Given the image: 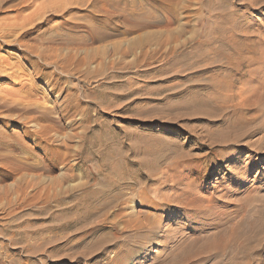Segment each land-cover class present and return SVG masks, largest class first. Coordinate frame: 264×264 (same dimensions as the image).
Returning a JSON list of instances; mask_svg holds the SVG:
<instances>
[{"label": "rangeland", "instance_id": "374dc122", "mask_svg": "<svg viewBox=\"0 0 264 264\" xmlns=\"http://www.w3.org/2000/svg\"><path fill=\"white\" fill-rule=\"evenodd\" d=\"M249 1L253 0H0V135L6 136L0 144V264H111L117 256L116 245L130 241L132 232L124 228L126 217L117 219V226L111 220L115 208L108 215L83 220L81 212L89 201H97V196H86L101 188L97 180L91 178L86 190L79 189L87 179L77 168L63 182L72 191L69 196L56 197L50 190L53 180L65 179L66 169L59 165L48 170L40 160L38 153L47 152L49 139L54 141L53 151L64 155L75 151L80 137L86 135L91 141L88 158L85 156L87 169L107 163L122 171L131 165L132 174L125 175L128 182L148 186L144 192L150 197L176 195L170 188L172 181L162 178L164 172L191 160L205 161L209 165L206 177L200 178L195 169L197 182L193 184L197 187L190 190L194 189L196 196L202 194L206 203L213 198L212 203L219 204L214 212H223L222 206L234 200L237 205H249V221L264 220V189L255 194L258 201H252L243 185L240 188L248 148L224 144L225 138L227 141L247 130L241 127L232 133L231 124L249 117L235 104L264 87V3L254 6ZM93 30L97 31L94 40ZM141 41L147 44L139 46ZM173 51L181 60L166 59ZM215 51L226 59L218 60ZM153 53L155 60L139 61ZM197 54L203 61L194 69L181 71V64H192ZM241 55L255 56L257 61L250 59L241 66ZM31 60L39 62L38 66L31 65ZM78 62H82L80 66ZM44 72L53 74L50 83L43 79ZM57 80L61 87L52 92L50 88ZM247 83L254 87L241 95L239 91L248 88ZM106 90L118 96L135 91V95L103 102L97 94ZM70 92L80 96L81 108H90V120L65 109L64 100ZM263 106L258 108L261 112H251L257 121L250 120L253 125L248 129L264 120ZM49 116L58 121L55 127ZM25 134L30 136L28 140ZM260 137L256 135L249 142ZM36 146L37 153L29 148ZM263 158H257L248 171L250 179L264 181ZM70 160L73 164L72 157ZM19 166L30 167L19 170ZM156 176L163 183L148 181V177ZM110 187L106 184L103 189ZM238 188L242 190L236 194ZM61 199L66 202L64 207L58 205ZM131 204L124 216H138L141 207ZM182 212L180 208L162 207L155 214V222L164 227L160 236H169L183 226ZM245 224L243 231L253 228ZM188 233L177 235L179 243L192 239ZM199 235L205 241V234ZM158 240L130 264L163 261L170 246L162 237Z\"/></svg>", "mask_w": 264, "mask_h": 264}, {"label": "bare ground", "instance_id": "6f19581e", "mask_svg": "<svg viewBox=\"0 0 264 264\" xmlns=\"http://www.w3.org/2000/svg\"><path fill=\"white\" fill-rule=\"evenodd\" d=\"M197 2L199 3V1H197ZM249 2L251 4L255 3L254 6H256V4L264 3V0H253V1H249ZM141 26H142V24H141ZM223 28H224V26H223ZM225 28H226V24H225ZM230 29H232V27ZM221 31H222L221 29L218 30L219 33H221ZM96 33H97V31H95V30H93L91 32V37L93 38L92 40L95 39V35L94 34H96ZM232 37H234V36H232ZM249 38H250V36H249ZM230 41H232V40H230ZM233 43L234 42H232V44ZM66 44L67 43H65V45ZM146 44L147 43L145 41H141L139 43V46L140 45L144 46ZM220 44H222V43H220ZM235 53H237V52H235ZM239 53H241V52H239ZM215 54L217 55L218 60L220 58H222V59L225 58V56L222 55V53H220V52H216L215 51ZM36 55L38 57H40L39 53H37ZM259 56H261V55H259ZM166 57H167L166 59L168 61H170V62H173V61L175 62V61L181 60L180 56L176 55V51L171 52ZM186 57H184L186 61H193L190 58H186ZM254 57L247 58V57L244 56L243 58H241V66L243 64H245V63L249 64V61H251L250 59H253V61H257V59L254 58ZM263 57H260V58H263ZM155 58H156V54L153 53V54H150V55H146L143 58V60H139V61H146L147 62L148 60H155ZM195 58L196 59L194 60V62H191L192 64H186L187 62L182 63L181 64L182 65L181 71L182 70L184 71V70L194 69L196 67V65L200 64V62H202L203 59H204L198 54H197V56ZM215 61L217 62V60L212 59V62H215ZM30 62H31V65H34V66L39 64V62H35V61H32V60ZM85 62L86 61H83V64ZM261 62H259V63H261ZM81 63L82 62L79 63V66L81 65ZM231 63H233V62H231ZM47 64H49V63L46 62V65ZM65 65L67 66V64H65ZM247 68H249V67H247ZM263 68H264V66H263ZM243 70H245V69L243 68ZM178 72H179V70H178ZM196 73H192V74L196 75ZM218 73H220V72H218ZM248 73L251 74L252 71H248ZM253 73H255V72H253ZM252 75H256V74H252ZM42 77H43V79L44 78H48V83H50L49 79L50 78L52 79L53 74H48L47 72H44L42 74ZM178 77L179 76L175 74V78H178ZM243 78H245V77H243ZM248 78L250 79L251 77H248ZM251 79H253V78H251ZM257 80H258V78L256 77V81ZM53 81H54V79L52 80V82ZM59 84H61V83L58 80L56 82H54L52 88H50V89H52V92L57 90L58 87H61V86H59ZM247 85H248V88L245 89L243 87L244 89L241 88V91H239V93L241 95H243L244 93H248L249 94V92H251V90H252L251 87L252 86L250 87L248 83H247ZM263 85H264V82L262 83V86ZM261 87H259V89ZM255 88H257V87H255ZM108 91H110V90H108ZM108 91L107 90L106 91H102V92H100V94H97V96H101L100 98L102 99L103 102H109V101H111L110 99L126 100L130 96L135 95V91H132V92L130 91V93H126V94H123L121 96H118L117 94H115L113 92H108ZM258 92H259L258 89H256V91H254V92L249 94V95H253V97H251V96H250V98L247 97L246 100L244 99V101L238 102V103L235 104V106H236V108L238 110H240L241 112H244L246 114H249L248 115L249 117L246 120L239 121L238 123L231 124L230 126L232 128V133L235 132V131H239V129L241 127H245L247 130H245L242 133H239V134L235 135L232 138H229L227 141L225 140L226 139L225 138L224 139L225 142L223 141L224 144L227 143L230 146L236 145V147H237V146L240 145L241 147L248 148V150H247L248 152L247 153L249 155L247 157V160H245L246 163L243 166H241L242 167L241 169L242 170L244 169L245 172L244 173L242 172L243 174L241 173L242 176L240 177V179H241L242 183L240 184V188L242 187L241 185H243L244 193L249 194L252 197V201H258V200H256V195L255 194H258L260 191H263V189H264V181L263 182L258 181L259 180L258 177L257 178L255 177V179H250L249 176H247L248 175V171L257 162L256 159L257 158L260 159L264 155V120L261 121V123L259 125L248 129V127L250 125H253L252 122H256L257 121V119H255V117L252 115L254 113L251 114V112L254 111V110L258 112V110L262 107V105H264V87H262V91L261 92H259V93ZM249 95H247V96H249ZM64 101L66 102L65 109L68 108L73 113H80L82 115V117H84V118H87V116L89 115L90 108L87 107V106H86V108H81V100H80V96L77 94V92L68 93ZM195 105H194V107H196ZM201 105H203V104H201ZM171 109H172V107H171ZM187 109L188 108H186V110ZM63 110H62V112H63ZM59 111L60 110L58 109V114H59ZM51 112L53 113V111H50V114H51ZM55 112H57V110ZM65 112H67V111H65ZM42 116L44 117L45 114H42ZM64 117H65V115L61 116V120L60 121H62V119L64 120ZM55 118H56V116H55ZM88 119L90 120L89 116H88ZM250 120H252V122H250ZM71 121L73 122V121H76V120H71ZM49 122H51L54 127H55V124L58 123V121L56 119H53L50 116H49ZM49 125H50V123H49ZM228 129H230V128H228ZM82 135H80V136H82ZM256 135H261V137L258 138L255 141H253V142H249V140L251 138L255 137ZM45 136H43V137L46 140L47 138ZM84 136H86V135H84ZM84 136L80 137V139H79L80 143L77 145V149L75 151H72L73 152L72 156L70 155L71 151L68 152V153L66 152L64 155L61 154V152H59V150H57L58 152L53 151L54 150L53 149V142L54 141L51 140V139L46 141L47 142V146H48V148L46 149L47 152L42 153V152L39 151L38 154L40 155V160H42V162L45 163L46 167L49 168L48 170L52 171L53 169H55L59 165H61L64 169H66V171H64V174H63L65 179H63L61 181H59L61 178L59 180L55 179V180L52 181V184L50 186V190L53 191V193L55 194L56 197H59L62 194H64V196L66 194H67V196H69L68 194H70L72 192L71 189H68L67 188L68 186H65V184L63 182L68 180L70 177H72L73 173L75 172V170L77 168L79 169V171H81L82 173L86 174V179H87L86 183H84L80 187H78L79 189L86 190L85 188H87L88 183H89L88 181L91 178H93V179H95V180H97L99 182L101 188L99 186L98 188H100V189L98 191L91 192V193L88 192V194L86 195L89 198H95L97 196V201H96V203H94V202L91 203V201H89V199H88V201L90 203L88 204V206L86 208L84 207L85 209L81 212V213H83V217H84L83 220H87L88 221V219H90L92 217L94 218V216H100V215L101 216L102 215L105 216L109 212V210H111L113 208L116 209L115 213H113L114 216L111 214V217H112L111 220L113 219V224L114 225L117 226V224H118V220L117 219H123L124 220V218L126 217V226L124 228L128 229V230H130L132 232V234L130 236V241H128L127 243L126 242L123 243V244L119 243V244L116 245V248L118 249L117 256H116V259L114 261H112L111 264H120V263L121 264H130L132 262V259H134V257H138L144 251H147L148 249H150V247L152 245H154L157 241H161L162 239L158 240L159 237H162L166 243L167 242L169 243L168 246H170L169 254L166 256L165 259H163V261L159 262V264H246V262L249 263V264L264 263V230L260 231V227L264 228V220L262 221L263 223L262 222L257 223L258 222L257 220H256V222L255 221L251 222L252 220L249 221L250 220V217H249L250 213L247 214V212H248L247 207H249V205L248 206H246L245 204L242 205L241 203H238V201H236L238 203V205H237L235 202H233L234 201L233 200L232 202L230 201V203H228V206H227V204L226 205L224 204V206H222L221 209H222L223 212H220V213H218V211L214 212V210L219 206V204L217 205L216 203L215 204L212 203V201L214 200L213 198H212V201H210L211 200V198H210L209 202L206 203L205 202L206 200H203L204 198L203 199L201 198L202 194H200L201 197L200 196H196V194H195L196 192L194 193V189L190 190V187L192 188L193 186H196V185L193 184L194 181L197 182L196 181L197 178H195L193 176L194 173H195L194 172L195 169H198L199 177L201 175L206 177L207 171L209 169V165H208L207 162H205V161L201 162L199 160L198 161L191 160V161H189V163H187V165H184L185 163L182 162V163H184L183 164L184 166L181 164L183 167L182 166L179 167V165H176V166L172 167L170 170L167 169L168 170L167 172L163 171L164 173H163L162 178H165L167 180L172 181L173 184H170L171 185L170 188L171 189L173 188L174 194L176 193V195H172V196H169V197H165L164 195H163V197H160V196L159 197H157V196L156 197H150L148 194L145 193L146 190L148 189V186H142L141 183H138V182H134V183L133 182L129 183L131 181L128 182V178H126L125 175H127V177H128V175L130 173L132 174L133 167L131 165H128V166L124 167V169L122 171L119 169V167H116L114 165H108L107 163H105V164L103 163L98 169H95V170L87 169L86 159L88 157L86 156V153L91 149V146H90L91 141L87 137H84ZM5 137L3 135H0V144L2 143V141H4ZM23 137L25 138V140H28L30 138V136H28L26 134ZM60 144H61V142H60ZM62 144H64V143H62ZM50 146H51L52 150H51ZM66 147L68 149V146H66ZM29 148H30V150H32L35 153L38 152V147L37 146L36 147H32V148L29 147ZM12 150H13V147H12ZM43 150L45 151L44 148H43ZM51 151H52V153H51ZM91 152H92V150H91ZM70 157H72L73 164L71 163ZM203 160H205V159H203ZM262 161H264V158L261 160V162ZM19 167H18V169L22 170V169H28L30 166L29 167L23 166V167H20V168ZM62 167H61V169H62ZM161 169H163V168H161ZM160 171H162V170H160ZM171 172L173 174H169ZM156 173H158V172H156ZM122 175H124V177ZM150 175H153V174H150ZM192 176L194 177V179H192ZM162 178L157 177V178L153 179V178H149L148 177V181L149 182L154 181L156 183H161V182L163 183V181H162L163 179ZM262 178L264 180V174L262 175ZM132 179H133V177H132ZM144 181H143V183H144ZM106 184L111 186L109 188V190H104L105 188L103 189L104 185H106ZM198 185L201 187L200 182H199ZM167 187L168 186H166V188ZM170 188H168V189H170ZM240 188L235 189L236 190V192H235L236 194H238L239 191L242 190V189L240 190ZM151 190L157 191L156 189H151ZM225 194H223V195H225ZM158 195H160V194H158ZM213 195H212V197H213ZM205 196L207 197V195H205ZM226 196H227V194H226ZM209 197H211V196H209ZM63 200L61 199V201L59 202V204H58L59 207H64L66 202L64 203ZM225 200H226V198H225ZM88 201H87V203H88ZM129 203H132L133 205L141 207L138 210V212H137L138 216H135V214H128V215L125 214L126 216H124V211L126 212ZM78 207H80V206H78ZM145 207H147V208H145ZM162 207L176 208V209L180 208V209L183 210V212L181 213L182 217L180 218V219L183 220L182 221L183 226H181V227L179 226V228H177L176 231L175 230L171 231L172 233L169 236H166V234L165 235L163 234L162 236H160L161 231L163 232L164 227H162L161 226L162 224H159V222L157 224L155 222L156 220H154V219L157 218L155 214L157 212H160ZM224 208L227 209V210H224ZM75 209H76V207H75ZM76 211H77V209H76ZM257 213L259 214L260 212H257ZM254 214H256V211L254 212ZM263 218H264V213H263ZM78 220L80 221V218ZM87 221H85V222H87ZM247 222L253 228L250 231L245 232L246 230L245 231H243V230H244V227H245L244 225H246L245 223H247ZM232 223H233V226H232ZM242 227H243V230H242ZM168 230H169V227L167 229V232H168ZM187 232H189L188 234H190L192 236V239H190L186 243L182 242L183 243V245H182L181 243H179L180 240L178 239L179 237L177 235L179 233H184L186 235ZM199 233L205 234V236H206V238H204L205 241H202L203 237L200 236ZM24 236H25V233H24ZM29 237H31V236H29ZM164 243L162 245H164ZM159 244H160V242H159Z\"/></svg>", "mask_w": 264, "mask_h": 264}]
</instances>
